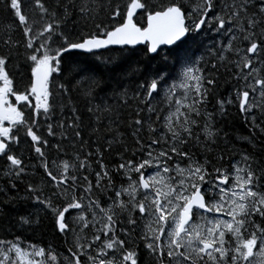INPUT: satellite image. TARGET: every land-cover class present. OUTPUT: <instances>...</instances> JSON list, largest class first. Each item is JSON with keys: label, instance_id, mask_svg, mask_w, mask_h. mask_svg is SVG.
<instances>
[{"label": "snow or ice", "instance_id": "snow-or-ice-1", "mask_svg": "<svg viewBox=\"0 0 264 264\" xmlns=\"http://www.w3.org/2000/svg\"><path fill=\"white\" fill-rule=\"evenodd\" d=\"M0 219L52 237L0 264H264V0H0Z\"/></svg>", "mask_w": 264, "mask_h": 264}, {"label": "trees", "instance_id": "trees-1", "mask_svg": "<svg viewBox=\"0 0 264 264\" xmlns=\"http://www.w3.org/2000/svg\"><path fill=\"white\" fill-rule=\"evenodd\" d=\"M107 55V53H105ZM118 55V54H114ZM233 114L235 113V110H232ZM232 117H229V121L231 122ZM236 127L240 131H245L243 128L240 127L239 121H236ZM5 212H10V209H4ZM50 232V228L46 227H40L37 229H10L7 228V225L4 224L3 220L0 219V238L6 237L7 239H12L15 235H20L23 239L27 241H31L33 243L40 244L42 241L44 243H48L52 241L51 235H48L46 233Z\"/></svg>", "mask_w": 264, "mask_h": 264}, {"label": "water", "instance_id": "water-1", "mask_svg": "<svg viewBox=\"0 0 264 264\" xmlns=\"http://www.w3.org/2000/svg\"><path fill=\"white\" fill-rule=\"evenodd\" d=\"M139 47H142V46H139Z\"/></svg>", "mask_w": 264, "mask_h": 264}]
</instances>
